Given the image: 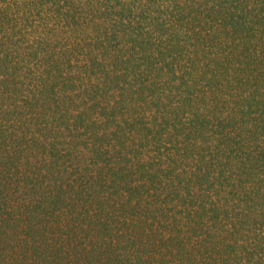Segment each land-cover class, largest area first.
Wrapping results in <instances>:
<instances>
[{
	"label": "trees",
	"instance_id": "trees-1",
	"mask_svg": "<svg viewBox=\"0 0 264 264\" xmlns=\"http://www.w3.org/2000/svg\"><path fill=\"white\" fill-rule=\"evenodd\" d=\"M0 264H264V0H0Z\"/></svg>",
	"mask_w": 264,
	"mask_h": 264
}]
</instances>
